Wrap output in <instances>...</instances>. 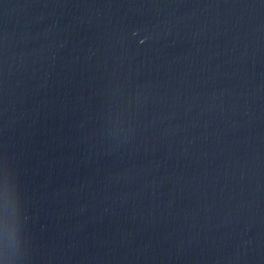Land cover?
<instances>
[{"label": "water", "instance_id": "1", "mask_svg": "<svg viewBox=\"0 0 264 264\" xmlns=\"http://www.w3.org/2000/svg\"><path fill=\"white\" fill-rule=\"evenodd\" d=\"M0 264H264V0H0Z\"/></svg>", "mask_w": 264, "mask_h": 264}]
</instances>
